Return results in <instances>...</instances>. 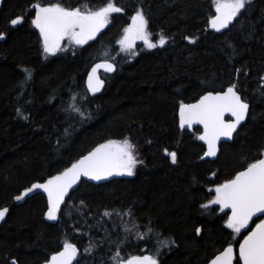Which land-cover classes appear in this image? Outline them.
<instances>
[{"label": "trees", "instance_id": "obj_1", "mask_svg": "<svg viewBox=\"0 0 264 264\" xmlns=\"http://www.w3.org/2000/svg\"><path fill=\"white\" fill-rule=\"evenodd\" d=\"M107 2L2 0L0 209L8 211L0 219V264H45L65 241L79 252L74 264H117V254L207 264L228 243L237 247L258 221L235 233L225 223L229 213L209 201L216 185L264 155V0H247L220 30L209 24L213 0H113L124 12L111 14L99 37L82 45L65 39L55 54L43 51L33 5L83 11ZM136 11L156 47L138 48L131 57L118 53L117 41ZM17 16L22 21L12 25ZM106 58L115 71L92 96L87 75ZM231 85L249 104L247 119L215 159L204 158L202 129L180 128L179 104ZM73 97L83 116L71 109ZM125 138L135 146L134 174L80 180L56 219L45 215L42 188L16 199L97 145Z\"/></svg>", "mask_w": 264, "mask_h": 264}, {"label": "snow or ice", "instance_id": "obj_2", "mask_svg": "<svg viewBox=\"0 0 264 264\" xmlns=\"http://www.w3.org/2000/svg\"><path fill=\"white\" fill-rule=\"evenodd\" d=\"M246 2L247 0H213L215 15L209 19L210 27L216 30L226 28L245 8ZM32 7L35 11L32 24L39 29L45 53H55L64 38L77 45L85 44L109 23L111 14L124 12V9L118 7L113 0H108L104 6L95 10L85 5V10L82 11L80 7H65L61 3L44 5L37 3ZM22 19V16H17L11 20V24L16 25ZM147 24L148 21L144 14L136 11L131 17V23L123 29V35L117 41L122 50H131L137 40L144 41L148 48L156 47V43L150 39ZM3 35L0 33V37ZM166 39L161 35L157 43L163 45ZM101 68L111 72L115 65L105 59L102 63H97L92 67L87 79L88 90L92 93L98 92L104 84V81L97 75L98 69ZM28 75L30 76L31 73L29 72ZM70 107L83 116V112L75 105V97ZM248 109L249 105L241 98L236 86L231 85L224 91L207 92L195 103L185 104L181 101L179 122L181 127L191 126L194 122L202 124L204 132L199 138L207 143V151L204 155L215 156L217 154L216 142L221 137L232 136L233 131L245 119ZM225 113H230L235 119L225 120ZM134 147L127 138L122 141L108 140L97 145L71 167L64 169L58 175L49 177L43 184H33L31 188L25 189L16 199H21L33 189L42 188L48 197L45 215L49 219H56L65 194L81 175L90 176L96 180L113 173L132 175L138 162L134 155ZM167 151L165 149L166 153ZM168 154L175 163L177 154L175 152ZM209 203L230 208L231 215L225 223L233 232L240 233L241 229L249 225V221L256 213H264V158L254 159L242 171H238L232 179L216 185L215 198ZM7 211V208L0 209V219ZM131 214L129 212V215ZM148 231L150 232L151 229L149 228ZM196 231L199 232L200 229ZM238 244V264H264V220H260ZM76 255V245L65 241L63 249L53 253L45 264H72ZM234 256L233 245L228 243L218 255H214L209 260V264H233ZM114 259L117 264H158L157 259L150 255L129 256L128 259L122 260L117 254Z\"/></svg>", "mask_w": 264, "mask_h": 264}, {"label": "water", "instance_id": "obj_3", "mask_svg": "<svg viewBox=\"0 0 264 264\" xmlns=\"http://www.w3.org/2000/svg\"><path fill=\"white\" fill-rule=\"evenodd\" d=\"M1 5H2V0H0V8H1ZM102 33V29H101V31L99 32V33H97V35L93 38V39H96L97 37H99V35ZM93 39H91V40H93ZM91 40H89V41H91ZM63 41V40H62ZM61 41V42H62ZM89 41H87V42H89ZM103 62V61H102ZM102 62H98V63H102ZM97 64V63H96ZM94 66V65H93ZM92 69V68H91ZM91 69H90V71H91ZM114 70H115V68H114ZM114 70L113 71H111V72H107V71H105L103 68H101V69H98V71H97V75L100 77V79H102L101 78V76H100V72L101 71H103V72H106V73H113L114 72ZM89 71V72H90ZM87 79H88V75H87V78H86V86H87ZM103 81H104V79H102ZM104 87H105V81H104V84H103V86L100 88V90L98 91V92H96V93H92L91 91H89L88 90V92L90 93V95H92V96H94V95H97V94H100L102 91H103V89H104ZM87 89H88V87H87ZM227 89V88H226ZM225 89V90H226ZM209 92H213V91H209ZM215 92H219V91H215ZM214 92V93H215ZM207 93V92H206ZM205 93V94H206ZM204 94V95H205ZM203 96V95H202ZM241 96V95H240ZM242 98V97H241ZM199 99V98H198ZM197 99V100H198ZM196 100V101H197ZM196 101H193V102H188V103H185V104H190V103H195ZM245 101V100H244ZM246 102V101H245ZM247 103V102H246ZM248 104V103H247ZM249 105V104H248ZM248 111H249V109H248ZM248 111H247V113H246V115H245V119L243 120V121H241L240 122V124L237 126V128L233 131V134H232V136L231 137H221L216 143H217V154L219 153V151H220V145H221V143H224V142H231L232 141V139H233V136H234V134L236 133V131L239 129V127L246 121V119H247V116H248ZM178 117H179V109H178ZM224 119L225 120H229V119H235L234 117H232L231 116V114L230 113H225L224 114ZM179 126H180V122H179ZM195 127H201V129H202V132H201V134L199 135V137L203 134V132H204V128H203V125L202 124H199V123H193L191 126H188V125H185L184 127H181L180 126V128L181 129H183V130H189V131H192ZM201 140V139H200ZM204 144H205V146H206V151H207V143H206V141H203V140H201ZM205 151V152H206ZM217 154L215 155V156H205L204 155V158H208V159H215L216 158V156H217ZM261 158H264V155L261 157ZM71 167V166H70ZM69 168V167H68ZM117 174L116 173H113L112 175H110V176H107V177H102L101 179H99V180H96V179H94V178H92V177H90V176H84V175H81L80 176V178L77 180V182L75 183V184H73L72 186H71V188L68 190V192L65 194V197H64V200H65V198H66V196H67V194L79 183V181L80 180H82V179H85V180H90V181H94V182H97V181H105V180H107V179H110V178H112V177H114V176H116ZM43 190V189H42ZM43 192L46 194V196H47V193L43 190ZM47 199H48V197H47ZM64 200L61 202V205L63 204V202H64ZM61 207V206H60ZM220 207L224 210V211H227L228 213H229V216L231 215V209L230 208H224V207H222L221 205H220ZM257 219H259L254 225H253V227H252V229L256 226V224H258L259 222H260V220H264V213H256L254 216H253V218H252V220H250L249 221V225H251L252 224V222L254 221V220H257ZM248 225V226H249ZM251 229V230H252ZM250 230V231H251ZM248 234V233H247ZM246 234V235H247ZM243 240V238L240 240V241H242ZM233 248H234V254H235V256H234V260H233V264H236V259L238 258V250H239V244L237 245V247L236 246H234L233 245ZM63 248H61L59 251H61ZM58 252V251H57ZM219 254V253H218ZM217 254V255H218ZM52 256V255H51ZM51 256L49 257V259L51 258ZM137 256H144V255H137ZM77 258H78V250H77V255L73 258V260H72V264H74L76 261H77ZM48 259V260H49ZM159 264V263H158ZM207 264H209V262L207 263Z\"/></svg>", "mask_w": 264, "mask_h": 264}, {"label": "rangeland", "instance_id": "obj_4", "mask_svg": "<svg viewBox=\"0 0 264 264\" xmlns=\"http://www.w3.org/2000/svg\"><path fill=\"white\" fill-rule=\"evenodd\" d=\"M131 23V20H130V22H129V24ZM109 24V23H108ZM107 24V25H108ZM128 24V25H129ZM107 25L105 26V27H107ZM127 25V26H128ZM126 26V27H127ZM104 27V28H105ZM147 31H148V29H147ZM123 35V32H122V34H121V36ZM121 36L119 37V39L121 38ZM65 39H67V38H65ZM118 39V40H119ZM150 39L152 40V38H151V35H150ZM68 40V39H67ZM153 41V40H152ZM154 42V41H153ZM157 44H159V43H157ZM117 46H118V53H121V54H128V55H130L131 57L132 56H134V55H136L137 54V52H138V48H148L147 46H146V44L144 43V41H142V40H137L136 42H135V45H134V47L131 49V50H122V48H121V46L117 43ZM60 47H61V44H60ZM60 49V48H59ZM58 49V50H59ZM57 50V51H58ZM56 51V52H57ZM55 52V53H56ZM55 53H48L49 55H53V54H55ZM134 53V54H133ZM106 59H108V58H106ZM118 141H122V140H118ZM134 170H135V167H134V169H133V174H134ZM124 174H127V173H124ZM132 174V175H133ZM128 175V174H127Z\"/></svg>", "mask_w": 264, "mask_h": 264}, {"label": "flooded vegetation", "instance_id": "obj_5", "mask_svg": "<svg viewBox=\"0 0 264 264\" xmlns=\"http://www.w3.org/2000/svg\"><path fill=\"white\" fill-rule=\"evenodd\" d=\"M105 74H106L105 72H101L100 73V76H101L102 79H104Z\"/></svg>", "mask_w": 264, "mask_h": 264}]
</instances>
